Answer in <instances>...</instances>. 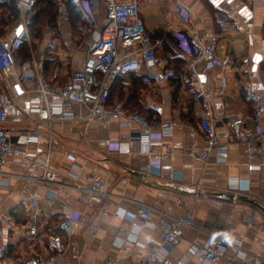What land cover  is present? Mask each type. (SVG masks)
I'll return each instance as SVG.
<instances>
[{"label":"crops","instance_id":"obj_1","mask_svg":"<svg viewBox=\"0 0 264 264\" xmlns=\"http://www.w3.org/2000/svg\"><path fill=\"white\" fill-rule=\"evenodd\" d=\"M4 1L9 0H0ZM173 1L142 0L141 16L146 33L157 43L155 50L162 61L153 68L155 76L150 84L143 83L138 74L120 76L113 87L112 100H122L128 111H139L148 125L153 126L152 132L160 134L165 144L177 142L182 148L169 150L159 146L145 152L139 141L144 127L136 123L126 126L120 119L105 124L95 120L87 123L53 121L51 165L66 176L75 174L82 185H86V174H98L111 193L112 201L103 213L101 203L84 191L67 187L47 190L29 184L24 178L0 174V215L9 214L12 219L11 227L2 226L0 230V243L7 247L4 258L7 264H17L24 248L32 252L48 251L47 236L51 225L61 215L63 202L75 210L76 218L71 236L64 237L67 247L56 264H102L108 260L113 264H139L143 251L156 252L162 264H200L192 253V244L203 245L204 234L198 228H189L178 244L165 246L156 224L158 213L151 212L145 224L134 223L143 204L174 216H184L199 228H213L233 243L264 256V212L255 204L238 198L245 195L264 207V154L251 151L248 142L235 139L226 125L231 116H239L246 127L264 131V98L262 114L256 122L254 108L243 94L247 84L264 94V0H183L196 26L208 35L217 36L218 57H230L227 66L217 64L207 74L198 76L208 89L217 86L220 76L226 78L223 92L211 98L218 144L207 163L188 151L203 147V135L198 127L202 98L192 82L182 75L187 71L194 42L175 25L168 24ZM96 17L98 22H104L101 7ZM16 19L5 17L3 26H11ZM59 28L61 36L54 38L71 43L70 24ZM51 33L46 31L44 40H35L37 54L46 48V38ZM84 38L88 52L93 42L87 36ZM21 53L13 74L0 70V98L16 81V75L32 67L33 57L44 59L32 52L30 58L22 60ZM169 69L173 76L165 77ZM68 74L60 73L61 81ZM34 96L28 89L6 107V125L12 127L11 140L16 150L25 147L19 138L26 134L38 135V141L28 143L26 148L36 151L43 162L47 154L48 127L41 123L39 131H34L38 114L27 112L29 100ZM74 109L79 112L82 107L75 105ZM162 121L173 122L172 127L161 132L157 125ZM117 142L128 143L130 151H118ZM1 169L9 174L30 173L19 156L7 159ZM143 173L146 181L140 180ZM229 177L241 178L240 189L229 186ZM46 193L51 197L49 202L43 198ZM32 194L41 196L38 211L30 206ZM230 194L234 197H229ZM117 207L127 212L116 214ZM35 215L40 227L38 234L30 238L26 230ZM121 228L128 234L120 232ZM235 251L233 245H227L221 264H228Z\"/></svg>","mask_w":264,"mask_h":264},{"label":"built area","instance_id":"obj_2","mask_svg":"<svg viewBox=\"0 0 264 264\" xmlns=\"http://www.w3.org/2000/svg\"><path fill=\"white\" fill-rule=\"evenodd\" d=\"M18 8V18L9 26H3V19L0 15V70H9L13 74V67L17 61L21 48L26 42H30V33L27 25V9L32 5V0H13ZM76 6L83 17L86 28L83 33L93 42V47L83 58L81 64L70 72L63 81L57 70L49 74L43 72V61L32 58V67L24 69L16 75V81L7 87V91L0 98V174H8L18 178H24L29 184L50 187H67L86 192L93 199L101 203V210L106 213L112 201V195L105 189V182L101 176L95 173L85 175V184L77 181L75 174L64 175L54 168L50 163L51 156V125L58 120L74 121L77 123L90 122L95 120L105 124L113 119H120L126 126L134 123L144 127L139 135V141L145 152H152V148L164 146L166 149L182 148L180 143H164L160 134L152 132L153 126H149L146 118L137 110L128 111L122 100H114L109 103V96L113 83L119 76L127 74H138L143 83L150 84L155 76L153 68L162 61L156 53V42H152L146 33L144 19L141 16L142 0H75ZM98 5L104 11V22H98L96 12ZM69 11L64 3L59 4L57 20L68 21ZM169 25L183 31L188 39L194 42L193 51L189 55L187 71L183 77L189 79L195 89L199 91L202 98V115L198 127L203 135V147L188 150L189 153L207 163L212 157V152L218 144V137L213 122V106L211 98L223 92L226 86V78L220 76L218 84L213 89L204 88L199 81L200 74H207L217 64L227 66L230 57L225 55L218 57V38L208 35L199 29L192 17L191 11L183 0H174ZM53 34V32H52ZM56 37V36H54ZM55 40H50L48 45L53 46ZM127 48H131L127 50ZM165 77H172L173 71L169 69ZM31 90L35 96L30 98L27 112L38 114L35 119L34 131H39V125L45 123L48 127V147L45 160L38 159L36 151L29 150L26 145L30 142H37L38 135L26 134L18 141L25 147L16 150L11 140L12 127H8V116L6 107L14 100ZM244 98L254 108L255 120L262 114V100L264 94L260 93L250 84L243 88ZM75 105L82 107L77 112ZM173 122L162 121L157 127L167 130L172 127ZM226 125L234 133L237 140L246 141L251 151L264 154V131L248 128L244 125L243 118L231 116ZM117 150L129 152L130 147L126 142H117ZM19 156L24 160L26 170L30 173L9 174L1 167L7 159ZM39 170V172H38ZM146 176V174H145ZM144 173L140 175L141 181H146ZM70 180V181H69ZM241 178L229 177V186L233 189H240ZM50 201L49 194L43 196ZM41 196L32 194L29 203L32 208L38 211V203ZM61 215L54 225H51L48 240V251L32 252L24 248L20 254L21 260L17 264H56L61 254L65 251L67 243L64 237L71 236L73 222L76 218L75 210L66 202L61 204ZM127 209L117 207L116 214H125ZM151 212L159 214L156 224L162 232V241L165 246H174L186 236L189 228H198L204 234V244H192V253L196 255L200 264H221V259L226 255L227 245H233L236 251L228 264H264V256L245 249L239 244L233 243L222 236L215 229H203L195 226L191 219L184 216H174L168 212L158 210L147 204H143L134 218V223L145 224L149 221ZM37 215V213H36ZM26 230L30 238L38 234L40 225L37 224V217ZM11 216L0 215V230L2 226L11 227ZM124 234L126 230L119 229ZM126 239V238H125ZM7 247L0 243V264H7L4 261ZM139 264H162L156 252L143 251L139 255ZM102 264H113L108 260Z\"/></svg>","mask_w":264,"mask_h":264},{"label":"rangeland","instance_id":"obj_3","mask_svg":"<svg viewBox=\"0 0 264 264\" xmlns=\"http://www.w3.org/2000/svg\"><path fill=\"white\" fill-rule=\"evenodd\" d=\"M54 1L58 5V7L60 3L65 4V6L67 7L69 11L68 21L59 22L57 20V15H56L54 24L52 25L45 24L42 28L40 38H43L44 36L46 37V31L53 32V34L51 33V36L49 38L48 37L46 38L47 45H46V48L43 50V52L41 53L42 51L41 50L39 54H37L38 52L35 51V48H36L35 40H32L30 38V42L25 43L26 45L23 47L24 52H22L20 55L22 60H25L26 58H30L32 52L36 53L38 55L37 57H41V56L42 58L44 57V59L43 60L41 59V60L43 61V72L46 75L53 72L54 70H57L59 73H62V74L65 72L67 73L72 72L75 68H77L81 64V62L83 61V58L85 57L87 53L86 51L88 49V46H86L87 41H85V38H84V36L86 35L83 33V29L86 28L85 21L83 17L75 21L73 19V15L71 12L72 9H77L75 0H54ZM100 7L101 6L98 5V8ZM29 19L30 18L27 13V16H26L27 22H29ZM64 24H70L72 42L68 44L72 45V47H70L67 43H65V41H63L61 38H60L61 39L60 41L59 39L56 40V38H54V36H57V37L61 36L59 27ZM44 39L45 38H43L42 40ZM50 40L51 41L55 40L54 41L55 43L53 46L48 45ZM59 47H62V48H59ZM58 51L61 57H58L59 55ZM112 93L115 94V90H113ZM16 243L20 244V242H17V241ZM27 243L28 241H26L24 245H27Z\"/></svg>","mask_w":264,"mask_h":264},{"label":"trees","instance_id":"obj_4","mask_svg":"<svg viewBox=\"0 0 264 264\" xmlns=\"http://www.w3.org/2000/svg\"><path fill=\"white\" fill-rule=\"evenodd\" d=\"M58 9L59 7L54 0H32V6L27 11L28 16L30 18L29 22H27V25L29 28L30 38L32 40L40 39L42 28L45 24H54ZM71 12L75 21L79 20L82 17L78 8L72 9ZM18 13L19 11L13 0L0 2V15L3 20L5 19V17H9L12 20L16 19L18 17ZM25 45L26 44H24L23 47ZM23 47L21 48L22 52H24ZM119 77L116 79V83L117 80L121 78ZM115 82L112 85L109 96L110 104L113 102L112 90L114 85L116 84Z\"/></svg>","mask_w":264,"mask_h":264},{"label":"water","instance_id":"obj_5","mask_svg":"<svg viewBox=\"0 0 264 264\" xmlns=\"http://www.w3.org/2000/svg\"><path fill=\"white\" fill-rule=\"evenodd\" d=\"M218 194H220V195H226L223 192H219ZM229 197L232 198V197H234V195L233 194H230ZM238 198L240 200H244V201H247V202H250V203L255 204L256 206H258L264 212V207L259 202H256L254 200H251V199L247 198V196H245V195H239Z\"/></svg>","mask_w":264,"mask_h":264}]
</instances>
